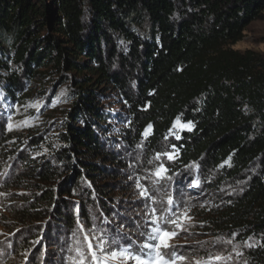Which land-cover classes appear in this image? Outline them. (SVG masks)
<instances>
[{"label": "trees", "instance_id": "1", "mask_svg": "<svg viewBox=\"0 0 264 264\" xmlns=\"http://www.w3.org/2000/svg\"><path fill=\"white\" fill-rule=\"evenodd\" d=\"M263 17L264 0H0V162L19 165L0 191L25 190L3 202L19 230L5 263L93 213L135 234L118 194L137 153L174 151L171 172L196 171L217 198L206 228L257 239L241 264H264V53L232 48ZM61 88L56 123L8 121Z\"/></svg>", "mask_w": 264, "mask_h": 264}, {"label": "rangeland", "instance_id": "2", "mask_svg": "<svg viewBox=\"0 0 264 264\" xmlns=\"http://www.w3.org/2000/svg\"><path fill=\"white\" fill-rule=\"evenodd\" d=\"M235 50H255L264 53V17L254 21L248 26L244 32L242 40L232 45ZM55 96H51L49 105L45 106L47 98L44 95L47 93H40L36 89L32 92L31 98L28 100V108L35 112L31 120L22 119L24 111L19 110L16 113L17 119L13 117L8 118L11 125H20L27 120V123L35 124L37 127H48L50 123L57 122L62 116V109L65 107L63 97L65 96L62 88L53 92ZM26 126L20 128L23 132ZM180 130L179 128H176ZM26 135V132H24ZM171 152V151H165ZM164 153L160 154V158L157 159V155L146 159L143 153L139 151L137 153L136 165L133 166V170L130 173L128 182L130 183V190L125 194H118L120 199L127 205L125 211L133 224L135 234H131L130 230L126 228L123 223L115 222L112 226H108L101 222L98 214L93 213V226L87 228L83 224L84 229L90 230L93 228H104L111 234L117 232L128 234L133 239L139 238L140 232H146L150 230L147 228L146 221L148 219H155L161 215V213L168 208L167 199L171 195L174 197V203H181L183 211L187 212L191 216V220L185 222V229L181 230L179 234L171 241V244L178 247V250L185 255L187 258L184 264H193L195 260H203L209 254L219 255L222 259L216 264H241L244 261L245 253L250 248L248 245L254 246L258 243L255 238L249 239L247 242L240 240V235H229V234H216L208 230L205 226L207 215L214 209L216 200L214 194L208 190V187L203 183L202 176L194 172V174L178 175L171 172V165L174 160H168ZM132 155V154H130ZM40 156H36L38 159ZM140 157V158H139ZM151 161V163H150ZM10 163V164H9ZM7 164L0 162V182L6 178L8 174V180L13 178L19 170V165L15 164V160L12 159ZM160 164H164L168 168V175L171 177L170 180H161L158 184L156 183V177L154 171ZM7 180V181H8ZM138 184L140 187H138ZM198 185V186H196ZM160 190L157 191L156 189ZM147 189L148 196L142 197L140 192ZM229 187H225L224 191H228ZM25 192V190L13 189L10 196L4 195L0 191V264L5 263V257L10 254L12 243L17 234H19L18 228L14 223H10L12 217L4 209L3 202L9 201L12 195L17 193ZM13 193V194H12ZM17 198V197H15ZM153 201H156L155 203ZM148 205V207H145ZM153 209H155V215H153ZM175 210V209H174ZM169 230H175V226L167 225ZM74 236H61L54 240H46L47 245L39 244V240L34 242L31 250L26 253L25 260H22V264H36L35 262H29V258L33 256L39 264H45L43 261V251L46 250L47 256L53 259V264H73V258L76 257V248L85 247L83 241V233L77 230ZM99 234V233H97ZM20 238V237H17ZM43 238V237H42ZM141 240L143 238H140ZM45 241H43L44 243ZM182 246V247H181ZM38 248V249H37ZM37 249V250H36Z\"/></svg>", "mask_w": 264, "mask_h": 264}, {"label": "snow or ice", "instance_id": "3", "mask_svg": "<svg viewBox=\"0 0 264 264\" xmlns=\"http://www.w3.org/2000/svg\"><path fill=\"white\" fill-rule=\"evenodd\" d=\"M173 128L187 129L191 131V122L182 123L179 118L174 122ZM151 134L149 125L142 134L145 138ZM177 140L180 136L175 137ZM175 149V145L172 146ZM163 155L168 160L175 159V152H166ZM160 154L157 155V159ZM151 163V161H150ZM227 163V162H226ZM223 167V165H221ZM168 168L160 164L154 171L156 183L161 180H170ZM198 186V185H196ZM138 187L140 185L138 184ZM157 191L160 189L157 188ZM142 197L148 196L147 189L140 192ZM154 203L156 201H153ZM168 208L155 219H148L146 227L150 230L140 232L139 238L133 239L128 234L117 232L109 233L104 228H93L85 230L80 220H77L79 231L82 232L85 247H77L76 257L73 264H184L186 261L178 247L171 244V241L185 229V222L191 220V216L183 211L182 202L174 203V197L169 195L167 199ZM148 207V205H145ZM175 209V210H174ZM155 215V209L152 210ZM167 225L175 226V230H169ZM99 233V234H97ZM75 236L76 234L73 233ZM140 238H143L142 240ZM251 247V245H248ZM182 247V246H181ZM222 259L219 255L209 254L203 260H195L193 264H216Z\"/></svg>", "mask_w": 264, "mask_h": 264}]
</instances>
